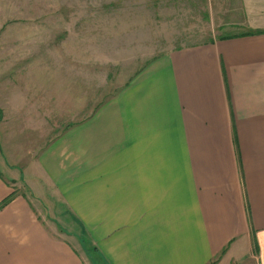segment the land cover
Segmentation results:
<instances>
[{
	"label": "crops",
	"instance_id": "1",
	"mask_svg": "<svg viewBox=\"0 0 264 264\" xmlns=\"http://www.w3.org/2000/svg\"><path fill=\"white\" fill-rule=\"evenodd\" d=\"M259 30L152 57L90 115L30 143L34 197L0 159V202L13 196L0 264H264ZM47 202L70 227L42 214Z\"/></svg>",
	"mask_w": 264,
	"mask_h": 264
},
{
	"label": "rangeland",
	"instance_id": "2",
	"mask_svg": "<svg viewBox=\"0 0 264 264\" xmlns=\"http://www.w3.org/2000/svg\"><path fill=\"white\" fill-rule=\"evenodd\" d=\"M262 27L264 0H0V159L38 195L25 173L30 143L90 115L150 58Z\"/></svg>",
	"mask_w": 264,
	"mask_h": 264
},
{
	"label": "trees",
	"instance_id": "3",
	"mask_svg": "<svg viewBox=\"0 0 264 264\" xmlns=\"http://www.w3.org/2000/svg\"><path fill=\"white\" fill-rule=\"evenodd\" d=\"M259 33H264V30H259ZM225 37H229L228 35H220V36H218V37H216V38H219V39H222V38H225ZM210 41H212V39L210 38V39H208L207 41H205V42H210ZM204 42V43H205ZM12 194L10 195V196H8L7 198H5L3 201H1L0 202V208H2L4 205H6L11 199H12Z\"/></svg>",
	"mask_w": 264,
	"mask_h": 264
}]
</instances>
